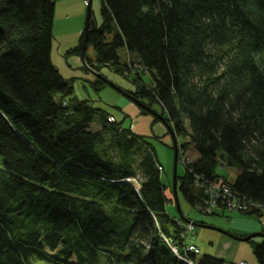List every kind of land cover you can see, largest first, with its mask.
Returning a JSON list of instances; mask_svg holds the SVG:
<instances>
[{"label":"trees","instance_id":"16d2710c","mask_svg":"<svg viewBox=\"0 0 264 264\" xmlns=\"http://www.w3.org/2000/svg\"><path fill=\"white\" fill-rule=\"evenodd\" d=\"M54 12L51 0H0V264H230L189 250L150 143L73 96L51 61ZM100 12L86 67L131 78L127 93L187 138L184 199L203 213L219 182L264 206V0H101ZM120 48L136 58L121 63ZM247 242L264 264V240Z\"/></svg>","mask_w":264,"mask_h":264},{"label":"rangeland","instance_id":"374dc122","mask_svg":"<svg viewBox=\"0 0 264 264\" xmlns=\"http://www.w3.org/2000/svg\"><path fill=\"white\" fill-rule=\"evenodd\" d=\"M55 4L53 29H52V48L51 61L60 75L71 81L73 96L80 100H87L94 108L102 109L112 115L117 122L122 123L124 129L131 130L132 133L145 138L155 150L158 162L161 166V182L165 187V195L170 200L166 205V211L171 217L194 222L197 226L188 235L187 241L195 245L200 256L208 254L214 256L222 238L220 232H225L229 228L251 227L256 224L261 227L264 219L257 214L242 215L238 212L222 214L215 212L214 215L201 213L192 207L179 191V179L177 180L176 198L178 208L173 194V164L174 148L173 139L165 124L167 114L163 112L158 103L148 105V100L136 102L127 91H135L136 85L131 78L114 72L108 67H103L100 72L87 68L81 56L75 53H68L70 50L80 45L84 29L88 0H51ZM90 10L97 26L101 25V0H91ZM86 56L94 58V51L91 47L86 48ZM120 62L127 63L128 56L133 60L136 58L134 53H129L125 48L118 50ZM146 85H151L150 74L142 75ZM102 79L105 85L96 90L95 80ZM143 107L148 109L142 113ZM178 154L185 153L193 160L197 157L192 147L183 148L188 142L185 137L176 138ZM217 174L222 181L234 183L237 178L235 170L218 166ZM185 175V169L178 162L176 176L181 178ZM264 213V212H263ZM204 223L210 228L198 226ZM234 223L235 227L232 225ZM261 228H264L261 227ZM261 234V232H254ZM230 234V232H229ZM255 241H261L257 237ZM231 246L227 247V253L231 261L239 264L240 261L246 264L255 263L249 242L230 241Z\"/></svg>","mask_w":264,"mask_h":264},{"label":"built area","instance_id":"2783aa9c","mask_svg":"<svg viewBox=\"0 0 264 264\" xmlns=\"http://www.w3.org/2000/svg\"><path fill=\"white\" fill-rule=\"evenodd\" d=\"M110 121H112V119H110ZM178 160L183 166H187L192 162L191 158L182 152L179 153ZM204 192L207 195V200L205 202L203 213L211 214L214 211H222L224 214H230L233 212L243 213L250 210H260L264 212V206L247 201L245 197L233 193L228 186L219 182L211 184L204 190ZM192 229L193 227L191 225H187L185 228V234L187 235ZM189 250L194 251L195 253L198 252L194 246H189Z\"/></svg>","mask_w":264,"mask_h":264},{"label":"water","instance_id":"95a60500","mask_svg":"<svg viewBox=\"0 0 264 264\" xmlns=\"http://www.w3.org/2000/svg\"><path fill=\"white\" fill-rule=\"evenodd\" d=\"M90 3H91V0H88V9H87V13H86V18H85V24H84V30H83V38H82V43H81V52H80V56H81V59L84 63V65L86 66V63H85V58H84V55H85V51H86V35H87V31L89 29V26L91 25L92 27L95 26V22L94 21H90V16H91V10H90ZM138 102V101H136ZM167 128H168V131L169 133L171 134L172 136V139H173V148H174V164H173V194H174V200H175V203H176V206H177V210H179L178 208V203H177V198H176V192H177V176H176V167H177V164H178V145H177V141H176V136L175 134L173 133L172 129L170 128L169 124L168 123H165ZM200 227H204V228H210L209 226H206V225H200ZM227 236H229L230 238L236 240V241H240V242H246L254 237H258V236H263V234H253V235H250V236H247V237H244V238H240V237H237V236H234L232 234H229V233H226Z\"/></svg>","mask_w":264,"mask_h":264},{"label":"crops","instance_id":"0c3cea01","mask_svg":"<svg viewBox=\"0 0 264 264\" xmlns=\"http://www.w3.org/2000/svg\"><path fill=\"white\" fill-rule=\"evenodd\" d=\"M259 216L264 219V213L260 214ZM262 223H261V227L264 226ZM232 225L235 227L234 223ZM261 227L259 225L254 224L251 227H241V228H236L235 227V228L225 229L226 231L223 232V233L220 232V234L222 235V238L219 239V244L220 245L217 247L216 253L214 254L213 257L221 259V260H223V261H225L227 263H230V264H236L233 261H231L230 256H229V254L226 251L227 247L231 246V242L230 241H236V240H234V239L230 238L229 236H227L226 233L230 232V234H232L234 236H237V237H240V238H244V237H247V236H250V235H253V234H258V233H254V232H258V231L261 232V234L264 235V228H261ZM258 237L261 238V241L264 240L263 236H258ZM255 238H257V237H254V238H252L250 240H252L254 242H257V241L254 240ZM261 241H259V242H261ZM259 242H257V243H259ZM206 255H208V254H206ZM240 263L246 264L245 262H242V261H240L239 264ZM252 264H255V263H252Z\"/></svg>","mask_w":264,"mask_h":264}]
</instances>
